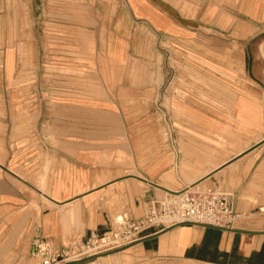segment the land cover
<instances>
[{"label":"crops","instance_id":"crops-1","mask_svg":"<svg viewBox=\"0 0 264 264\" xmlns=\"http://www.w3.org/2000/svg\"><path fill=\"white\" fill-rule=\"evenodd\" d=\"M7 2L0 264H42L39 243L87 241L116 215L142 219L153 201L184 190L230 195L233 226L152 229L73 264H264V0H61L43 9L77 40L38 39L36 0L25 13ZM22 15L35 65L28 105L16 88Z\"/></svg>","mask_w":264,"mask_h":264},{"label":"built area","instance_id":"built-area-1","mask_svg":"<svg viewBox=\"0 0 264 264\" xmlns=\"http://www.w3.org/2000/svg\"><path fill=\"white\" fill-rule=\"evenodd\" d=\"M260 211L264 212V208ZM237 214L230 195L217 191L184 190L172 193L160 201H153L147 215L134 219L120 213L112 227L87 241L53 249L43 241L38 245L42 264H73L133 245L156 231L183 224H199L221 229L233 226Z\"/></svg>","mask_w":264,"mask_h":264},{"label":"rangeland","instance_id":"rangeland-1","mask_svg":"<svg viewBox=\"0 0 264 264\" xmlns=\"http://www.w3.org/2000/svg\"><path fill=\"white\" fill-rule=\"evenodd\" d=\"M20 2L21 7H22V13L26 12V8L28 6V0H8V6L12 7V4H16L17 2ZM61 3V0H36V7L38 8V16H37V23H38V27H37V37L38 39L44 40V39H74L77 40V33L74 31L72 33H69V35H67V33H61L60 30V26H56L54 24H59L60 22V18L59 16H50L47 17L45 15H42L43 13V9L44 8H56L59 7ZM40 13V15H39ZM27 16L22 15L21 16V22H22V26H21V31H20V37H16V42L13 41L16 51H17V66L19 69V84L16 85L17 90H19L20 92V102L23 105H28L30 102L29 99V87H30V70H34L35 69V65L33 63H31V59H30V51H29V42H28V37H29V31H28V25H27V20H26ZM51 18V19H49ZM52 21V22H51ZM53 25H52V24ZM10 28H11V22H10ZM13 32H8L6 39L8 38L10 41V39H12V35ZM10 36V37H9ZM34 58V56H33ZM49 65V64H48ZM52 68H51V67ZM54 67V68H53ZM62 68L58 67L57 65H49L48 71L51 72H56V71H60ZM46 68L44 67V65L42 64H37V72L39 73L38 76L41 77L42 76V72H45ZM34 82V80H33ZM44 80H39L38 81V86L39 84H43ZM56 86V85H54ZM60 86V85H57ZM12 102V101H11ZM21 115H25L26 118L21 119V127L24 126H28L27 123L24 124V122H28L27 120V116L29 115V113L27 112H22ZM11 122V121H10ZM9 137L10 139H12V130L11 128H9ZM5 146V145H4ZM10 146L12 147V144H10ZM0 150H5L6 149L4 147L1 148L0 145ZM41 166V165H39ZM38 166V167H39Z\"/></svg>","mask_w":264,"mask_h":264}]
</instances>
